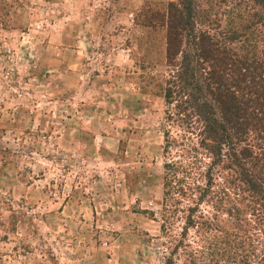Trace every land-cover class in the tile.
Wrapping results in <instances>:
<instances>
[{
	"label": "rangeland",
	"instance_id": "374dc122",
	"mask_svg": "<svg viewBox=\"0 0 264 264\" xmlns=\"http://www.w3.org/2000/svg\"><path fill=\"white\" fill-rule=\"evenodd\" d=\"M168 1L0 0V264H163Z\"/></svg>",
	"mask_w": 264,
	"mask_h": 264
},
{
	"label": "trees",
	"instance_id": "16d2710c",
	"mask_svg": "<svg viewBox=\"0 0 264 264\" xmlns=\"http://www.w3.org/2000/svg\"><path fill=\"white\" fill-rule=\"evenodd\" d=\"M145 18L168 68L149 240L163 264H264V0H170Z\"/></svg>",
	"mask_w": 264,
	"mask_h": 264
}]
</instances>
